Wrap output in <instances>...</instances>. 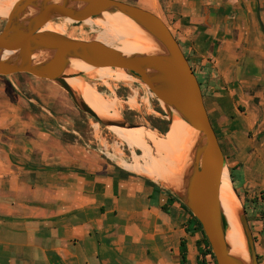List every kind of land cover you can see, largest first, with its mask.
<instances>
[{
	"label": "crops",
	"instance_id": "obj_1",
	"mask_svg": "<svg viewBox=\"0 0 264 264\" xmlns=\"http://www.w3.org/2000/svg\"><path fill=\"white\" fill-rule=\"evenodd\" d=\"M120 1L168 26L195 65L239 193L260 199L264 0ZM11 107L0 102V264H182V241L185 264L199 263L202 231L173 193L39 132L30 121L8 114ZM257 223L262 230L263 219ZM260 239L264 260V234ZM206 260L214 264L211 256Z\"/></svg>",
	"mask_w": 264,
	"mask_h": 264
},
{
	"label": "water",
	"instance_id": "obj_2",
	"mask_svg": "<svg viewBox=\"0 0 264 264\" xmlns=\"http://www.w3.org/2000/svg\"><path fill=\"white\" fill-rule=\"evenodd\" d=\"M105 13H119L137 23L157 43L159 53L126 57L96 40L43 31L56 20L84 23ZM5 20L0 32L1 77L27 74L53 82L67 92L82 112L105 127H144L100 118L66 82L68 78L83 76L67 73L71 58L96 68H120L156 97L170 115L169 124L177 113L200 133L194 139L190 167L182 178L181 190L174 192L162 187L173 193L197 219L216 264H243L230 253L219 200L226 158L211 125L199 80L167 25L155 14L119 0H19ZM38 52L49 54L43 62L35 64L33 57ZM241 223L248 242L249 262L259 264L242 206Z\"/></svg>",
	"mask_w": 264,
	"mask_h": 264
},
{
	"label": "rangeland",
	"instance_id": "obj_3",
	"mask_svg": "<svg viewBox=\"0 0 264 264\" xmlns=\"http://www.w3.org/2000/svg\"><path fill=\"white\" fill-rule=\"evenodd\" d=\"M127 1L131 3H137L136 0ZM9 2L10 0H0V16L10 14L11 10L15 6V3L12 4L11 2ZM5 19L6 17H0V32L5 25ZM93 21L94 19H88L84 23L66 24L63 20H56L52 22L54 25H57L55 27L56 29H54L53 32L63 33L69 37L77 39L96 40L98 33L102 31V29L95 25H92ZM98 43L104 44L106 46H118L123 48L125 46L124 44L126 43V39H100L98 40ZM187 59L189 58L187 57ZM189 61L191 62L190 59ZM193 67L192 69L197 75L195 65H193ZM120 71L124 70L120 69ZM108 72H110V70H108L104 75L108 76ZM116 78L120 82L109 80L100 81L92 79L90 77H86L84 75L81 77V79L85 82L91 85H95L98 91L103 93L107 97L115 99L119 102L121 101V119L111 120H121L128 122L126 118H129L133 120V123L128 122L130 124L144 126L141 128L156 131L166 140L168 145L172 148L174 139L172 124L166 134L161 133L157 128L154 127V125L157 124L155 121L157 119L166 120L169 122V113L165 109H163L162 105L156 99V97L153 94L150 95V91L147 90V88L136 79H132L127 82L125 77L121 76L118 73L116 74ZM105 84L107 85L105 86ZM134 91L137 92L139 99L146 98V96L147 98H150V105L148 106V108L142 111L129 108V106L126 104V101L130 96L134 95ZM6 100L7 102L15 106L6 110L8 114L12 115L16 113L17 116L22 120L28 122L30 121L32 127H34L39 132L50 135L51 137H58L65 143L68 142L70 144H75L78 148L83 150V152H88L91 154L94 153V155H96L100 160L103 159L107 162L117 164L116 160L111 157L113 156V148L120 149L121 151H117L118 154L121 157H126L129 162L133 161V156L135 154L141 155L140 151L134 152L127 146L121 144V142L133 144L136 143L135 140H124L122 136L125 134V132L123 134V131L121 130V132L119 133V129L114 134L111 128L103 126L101 123L97 122L95 119L82 112L73 103L67 92H65L61 87L53 82L37 79L27 74H18L10 77L0 76V102L2 103ZM92 100L96 104H98L95 99L92 98ZM101 108L105 112L107 111L103 107ZM2 110L4 109L2 108ZM108 114L110 113L108 112ZM124 136H126V134ZM226 169L230 174L229 166L227 165V163ZM150 174L164 179V177L161 175L153 173ZM168 179L174 181L173 178L168 177ZM164 190L166 189L164 188ZM238 196L241 202V206L245 211V215L253 236L255 250L258 256V262L259 264H264L263 256H260L261 246L263 243L260 238L264 234V228L262 230L257 229V222H262V219L264 221V215L262 217V214L260 213L262 209L264 210V203L259 202L257 205L258 208L256 209V206L253 203L255 198L248 199L240 193H238ZM245 205L247 212L245 210ZM211 261L214 262L212 258Z\"/></svg>",
	"mask_w": 264,
	"mask_h": 264
},
{
	"label": "bare ground",
	"instance_id": "obj_4",
	"mask_svg": "<svg viewBox=\"0 0 264 264\" xmlns=\"http://www.w3.org/2000/svg\"><path fill=\"white\" fill-rule=\"evenodd\" d=\"M18 1L19 0H10L12 4H16ZM2 16L8 17V15ZM64 22L66 24H71V21L68 19ZM92 25L102 29V31L98 33L96 41L110 38L126 39L123 48L108 46L120 51L126 57L135 54L159 53V46L151 36L137 23L122 14L105 13L101 18L94 19ZM56 26L57 25L53 23H48L43 31L53 32ZM48 54L47 52H38L33 57L34 63L38 64L43 62L48 57ZM108 70H110L108 76L104 75ZM66 71L69 74H82L100 81H118L116 78L117 73L125 77L127 82L133 79V77L128 75L125 71H120L118 68H96L74 58L69 59V66ZM66 82L100 118L107 120L121 119V101L119 102L107 97L99 92L95 85H91L78 77L68 78ZM106 85L107 84H105V86ZM150 95L152 94L150 93ZM92 98L107 111L105 112L92 100ZM126 104L129 108L142 111L150 105V98L146 96V98L139 99L137 92L134 91V95L127 99ZM108 112L110 114H108ZM171 124L174 138L172 148L168 145L166 140L154 130L141 127L136 129L111 127L114 134L120 129L119 133L122 130L123 134L124 132L126 134V136H124L125 134L122 136L124 140H135L136 142L133 144L121 142V144L127 146L134 152H141V155L135 154L133 156V161L129 162L126 157H121L118 154V152L121 151L120 149L113 148V156L111 157L124 169L145 176L171 191L179 192L182 186V178L190 167V160L195 142L194 139L200 133L180 118L177 113L173 116ZM148 172L161 175L164 179L151 175ZM168 177L173 178L174 181L169 180ZM219 200L225 226L226 242L230 248V253L233 257L241 260L243 264H250L248 242L241 223V202L233 188L230 174L226 168L222 173Z\"/></svg>",
	"mask_w": 264,
	"mask_h": 264
},
{
	"label": "trees",
	"instance_id": "obj_5",
	"mask_svg": "<svg viewBox=\"0 0 264 264\" xmlns=\"http://www.w3.org/2000/svg\"><path fill=\"white\" fill-rule=\"evenodd\" d=\"M188 61H189V59H188ZM200 86H201V83H200ZM126 119L128 120V122L133 123V120H131L129 118H126ZM155 121H156L157 124L154 125V127L157 128L161 133L166 134L168 132V130H169V125H170L169 122L166 121V120H160V119H157ZM229 170H230V177H231L233 186H234L235 190L238 191V193H239V188L237 186L236 177H235V168H229ZM172 200H175V199L172 198ZM259 202L264 203V195H262L260 197V199L255 198V200L253 201L254 205L256 206V209L258 208L257 205H258ZM245 210L247 212L246 205H245ZM260 213L262 215H264V210L262 209V211H260ZM192 221H193V224H194L195 228H198V229H200L202 231L201 225L199 224V222L197 221V219L193 215H192ZM202 234L204 236L205 248H204V250L201 251V257L202 258H201V260L199 261L198 264H207L206 257L209 256V255L213 259L214 264H216L214 256H213V254L211 252V248L209 246V243H208L207 239L205 238V235H204L203 231H202ZM181 256H182V264H185V262H186V243H185V241H182V243H181Z\"/></svg>",
	"mask_w": 264,
	"mask_h": 264
}]
</instances>
